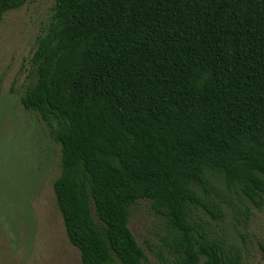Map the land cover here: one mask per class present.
I'll return each mask as SVG.
<instances>
[{"label": "trees", "instance_id": "obj_1", "mask_svg": "<svg viewBox=\"0 0 264 264\" xmlns=\"http://www.w3.org/2000/svg\"><path fill=\"white\" fill-rule=\"evenodd\" d=\"M53 1L20 103L60 147L81 264H146L140 202L171 264H242L221 224L264 206V0Z\"/></svg>", "mask_w": 264, "mask_h": 264}, {"label": "rangeland", "instance_id": "obj_2", "mask_svg": "<svg viewBox=\"0 0 264 264\" xmlns=\"http://www.w3.org/2000/svg\"><path fill=\"white\" fill-rule=\"evenodd\" d=\"M53 5V0H28L0 23V264H81L65 235L52 189L60 173V147L20 103L30 83L36 39L45 31ZM250 212L246 218L244 212L229 211L221 229L238 246L242 264H264V206ZM128 227L146 264H171L159 250L162 221L148 204L132 209Z\"/></svg>", "mask_w": 264, "mask_h": 264}]
</instances>
